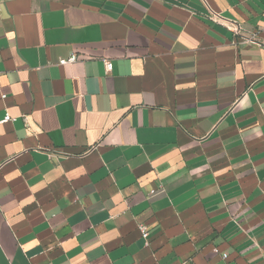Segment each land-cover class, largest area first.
<instances>
[{"label": "crops", "instance_id": "0c3cea01", "mask_svg": "<svg viewBox=\"0 0 264 264\" xmlns=\"http://www.w3.org/2000/svg\"><path fill=\"white\" fill-rule=\"evenodd\" d=\"M0 264H264V0H0Z\"/></svg>", "mask_w": 264, "mask_h": 264}, {"label": "built area", "instance_id": "2783aa9c", "mask_svg": "<svg viewBox=\"0 0 264 264\" xmlns=\"http://www.w3.org/2000/svg\"><path fill=\"white\" fill-rule=\"evenodd\" d=\"M215 18V17H214ZM213 18V19H214ZM77 60V57L74 55L72 56L70 59H68L67 61H62L61 64L62 65H66V64H69V63H73ZM105 67H106V71L107 73H110L113 69V63L111 61H105ZM140 230H141V234H142V237L143 239L146 241H148V237H149V232H148V229L145 227V226H141L140 227Z\"/></svg>", "mask_w": 264, "mask_h": 264}]
</instances>
